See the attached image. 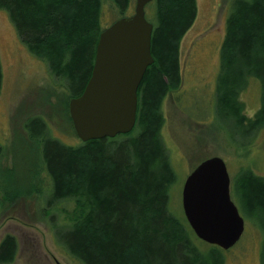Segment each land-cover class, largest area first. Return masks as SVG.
<instances>
[{"label": "trees", "instance_id": "obj_1", "mask_svg": "<svg viewBox=\"0 0 264 264\" xmlns=\"http://www.w3.org/2000/svg\"><path fill=\"white\" fill-rule=\"evenodd\" d=\"M127 16L132 0H110ZM153 62L137 89L136 121L119 138L67 145L49 136L47 121L29 119L25 128L41 144L51 180L48 203L73 204L56 236L82 264H224L222 249L201 251L186 222L168 211L175 180L161 138L162 102L182 81L179 43L197 14L196 0H153ZM103 0H0L21 42L62 81L69 98L79 96L92 71L101 27ZM119 17V18H120ZM217 111L249 137L264 128V0H233L220 47ZM250 78L261 86L253 117L243 115L239 93ZM2 70L0 64V89ZM71 119V118H70ZM3 148L0 144V159ZM231 192L245 216L264 236V178L242 168ZM17 239L0 241V264L12 262ZM264 264V242L260 254ZM80 263V264H81Z\"/></svg>", "mask_w": 264, "mask_h": 264}, {"label": "rangeland", "instance_id": "obj_2", "mask_svg": "<svg viewBox=\"0 0 264 264\" xmlns=\"http://www.w3.org/2000/svg\"><path fill=\"white\" fill-rule=\"evenodd\" d=\"M232 1L196 0V18L179 43L181 85L167 93L161 106V138L175 174L169 188L168 211L185 224L182 187L202 160L222 158L231 189L242 168L264 178V128L249 137V127H240L217 111L220 47ZM134 4L132 0L126 15L133 13ZM102 5L101 27L106 28L121 15L110 0H103ZM154 7L153 1L145 6V17L152 24ZM0 64V241L6 234L17 239L15 259L6 264H80L66 251L55 231L66 224L67 211L73 204L48 203L51 180L42 163L41 144L30 140L25 128L29 119L42 117L47 121L49 136L67 145L79 144L68 110L70 98L63 82L21 42L3 8ZM239 99L244 105L243 115L253 117L261 102L259 80L250 78ZM231 197L244 218V231L235 245L221 250L224 264H261L262 230L241 211L232 192ZM195 245L201 251L213 246L198 238Z\"/></svg>", "mask_w": 264, "mask_h": 264}, {"label": "water", "instance_id": "obj_3", "mask_svg": "<svg viewBox=\"0 0 264 264\" xmlns=\"http://www.w3.org/2000/svg\"><path fill=\"white\" fill-rule=\"evenodd\" d=\"M135 0L133 13L116 19L98 37L91 75L68 110L82 142L130 132L136 121L137 89L153 62V24L145 6ZM184 216L194 235L222 250L230 249L244 231V218L231 197L226 163L213 156L186 177L181 193ZM59 264V263H58Z\"/></svg>", "mask_w": 264, "mask_h": 264}]
</instances>
